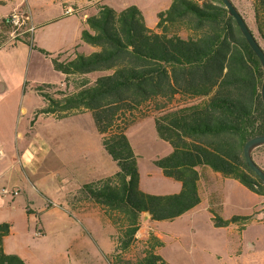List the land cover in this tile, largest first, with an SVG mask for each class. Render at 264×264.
Here are the masks:
<instances>
[{
    "label": "trees",
    "instance_id": "trees-1",
    "mask_svg": "<svg viewBox=\"0 0 264 264\" xmlns=\"http://www.w3.org/2000/svg\"><path fill=\"white\" fill-rule=\"evenodd\" d=\"M231 1L264 50V0L250 3L255 31L245 0ZM87 24L73 54L54 56L38 49L66 79L59 86L37 85L35 91L46 104L39 114L63 118L91 112L104 149L119 167L114 175L78 190L79 197L111 217L116 259L138 243L144 216L169 222L201 205L206 168L264 197V182L244 155L251 139L264 136V67L223 0H173L158 14L156 29L148 27L137 6L123 11L104 6ZM11 30L7 23L0 28V46ZM84 45L95 51L82 53ZM177 97L181 100L175 104ZM153 102L161 113L155 117L157 134L172 148L155 165L181 184L178 194L156 196L140 188L138 157L127 130L139 117L149 116L140 113ZM260 148L264 145L253 150V157L264 170L254 153ZM215 220L217 227H229L247 219ZM11 231V224H0V264H28L4 252ZM160 244L155 238L142 258L126 264H168L156 253Z\"/></svg>",
    "mask_w": 264,
    "mask_h": 264
},
{
    "label": "rangeland",
    "instance_id": "rangeland-1",
    "mask_svg": "<svg viewBox=\"0 0 264 264\" xmlns=\"http://www.w3.org/2000/svg\"><path fill=\"white\" fill-rule=\"evenodd\" d=\"M172 1L109 0L107 5L116 11L137 6L147 25L156 27L158 14L167 10ZM251 1L245 0V12L255 31ZM94 51L89 45L81 49L86 55ZM33 91L28 88L25 94L27 101L24 105L18 102L17 111L29 105L39 110L44 108V100ZM19 98L18 95L17 100ZM180 100L177 97L175 104ZM156 105L153 102L142 109L140 115L145 113L149 116L139 117L128 128L127 136L138 157L141 190L156 196L178 194L182 189L181 184L165 177L155 165L158 159L172 153L170 144L157 134L155 117L161 113ZM17 119L21 126L19 132H24L26 117L17 116ZM34 125L35 130L26 131L23 140L17 137L27 158L34 159L29 165L26 164L23 175L30 191L18 197V201L26 202L29 197L30 207L38 211L49 207V201H52L57 204L55 208H58V212L67 209L64 200L62 203L58 198H66L70 194H75L80 201L94 203L79 197L78 190L85 184L114 175L119 167L104 149L93 114L82 112L63 118L39 115ZM254 153L264 166V148L256 149ZM9 155H15V159H18L24 153ZM201 192L202 204L174 221L158 223L143 217L141 233L150 239H138L135 247L118 259L114 253L110 254L111 235H116V230L107 213L108 224L104 227H98L76 214L70 219L53 213L46 214L44 219L50 228L46 238H39L35 233L27 234L24 212L18 206L16 218L19 224L12 227L15 231L12 230L7 242L13 247L18 243L30 245L33 251L42 255L34 260L35 264H126L142 258L156 236L162 242L159 241L161 244L157 253L168 264H264V197L231 178L203 183ZM212 206L213 212L210 209ZM216 216L223 220L234 217L247 220L240 221V226L231 224L229 227H217Z\"/></svg>",
    "mask_w": 264,
    "mask_h": 264
},
{
    "label": "crops",
    "instance_id": "crops-1",
    "mask_svg": "<svg viewBox=\"0 0 264 264\" xmlns=\"http://www.w3.org/2000/svg\"><path fill=\"white\" fill-rule=\"evenodd\" d=\"M108 1L0 0V28L5 26L8 17L15 11L29 12L35 28L32 34H26L17 40L13 39L14 32L12 29L9 31L10 37L8 42L0 46V224L9 223L15 228L19 224L16 218L18 206L24 212L23 217L27 223V234L31 235L35 233L39 238L47 237L50 225L45 221L44 217L50 213L62 215L63 219H70V216L73 217L76 214L83 220L85 218L87 221H92L98 227L100 225L104 227L108 224L106 211L103 207L95 203L80 201L79 198L75 197V194H70L66 198H58L60 202L64 200V203H62L67 208L63 209L61 207L64 212H58V208H55L57 204H53L52 201H49V207H45L39 211L30 207L31 201L29 197L26 202L18 201V197L24 194L27 195L30 191L28 182L23 175L26 164L29 165L34 159L32 157L30 159L27 158L26 151L22 145L18 144L19 140L17 139V137H22L23 140L26 131L32 132L35 130L34 124L39 115L53 116L39 114L41 110L38 107H31L30 105L27 108L23 106L17 111L18 102L24 105L27 101L25 94L28 88L35 90V86L44 84L59 86L66 79L64 74L54 68L51 57H48L38 49L44 50L54 56L68 52L73 54L74 49L81 43L82 31L89 27L87 24L88 18L97 16L102 7L109 6L107 5ZM69 9H72L74 13L68 14ZM156 27L149 28L156 29ZM26 40H30L31 45L27 44ZM83 47L80 48V51ZM33 92L42 98L36 91ZM18 95L21 101L20 98L17 100ZM37 113L38 116L36 117ZM17 116L26 117L27 122L23 127L24 132H19L21 126L20 123L18 124L19 120ZM28 135L30 136V133ZM12 153H24V155L15 159V155H12V157L9 155ZM219 178L226 177L209 168L204 169L200 183V192L203 183L209 184ZM5 189L11 192L17 190L20 194L16 197L4 195L3 190ZM210 209L212 212L214 211L213 206ZM144 217L145 220H150L149 215ZM141 232L142 227L137 238L148 241L150 237L143 236ZM112 236L111 255L115 251V243ZM156 238L159 239L157 236ZM7 241L8 237L5 238L3 243V249L6 254L18 255L28 264H35L34 260L42 257L37 251H33L30 245L26 246L18 243L16 247H13ZM159 249H156V253Z\"/></svg>",
    "mask_w": 264,
    "mask_h": 264
},
{
    "label": "water",
    "instance_id": "water-1",
    "mask_svg": "<svg viewBox=\"0 0 264 264\" xmlns=\"http://www.w3.org/2000/svg\"><path fill=\"white\" fill-rule=\"evenodd\" d=\"M230 15L236 20L244 37L247 39L249 45L254 50L264 67V50L255 38L252 30L248 26L246 20L240 14L231 0H223ZM262 98L264 101V83L262 88ZM264 145V136H259L251 139L244 148V155L250 169L257 174V176L264 182V170L255 162L253 157V150Z\"/></svg>",
    "mask_w": 264,
    "mask_h": 264
},
{
    "label": "built area",
    "instance_id": "built-area-1",
    "mask_svg": "<svg viewBox=\"0 0 264 264\" xmlns=\"http://www.w3.org/2000/svg\"><path fill=\"white\" fill-rule=\"evenodd\" d=\"M68 14H73L74 11L69 9ZM9 24L14 32V40L23 37L26 34H32L35 31L32 16L29 12L15 11L13 12L6 21ZM4 195H13L18 196L20 194L19 191H10L8 189L3 190Z\"/></svg>",
    "mask_w": 264,
    "mask_h": 264
}]
</instances>
